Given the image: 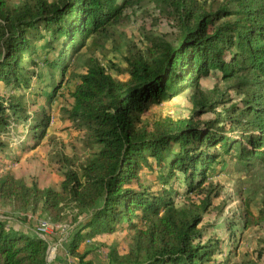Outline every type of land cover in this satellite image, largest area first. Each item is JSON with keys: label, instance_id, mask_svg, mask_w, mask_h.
<instances>
[{"label": "trees", "instance_id": "1", "mask_svg": "<svg viewBox=\"0 0 264 264\" xmlns=\"http://www.w3.org/2000/svg\"><path fill=\"white\" fill-rule=\"evenodd\" d=\"M126 2L26 0L14 7L0 0V84L23 94L37 89L51 104L62 84L41 87L44 68L52 77L64 75L69 58L92 35L104 36L126 19ZM159 2L176 37L152 35L146 51L130 48L127 80L90 59L73 92L69 118L83 143L95 150L82 173L69 167L61 189L0 175V203L42 210L55 221L70 205L79 210L83 218L63 240L78 257L76 264H90L85 261L90 250L81 249L84 241L117 229L133 230L135 241L132 252L117 257L118 264H231L218 257L222 240H204L198 228L220 196V188L206 181L225 154L247 167L264 163V0ZM212 74L227 86L203 90L201 79ZM187 89L191 117L141 123L150 104ZM22 98L0 95V161L15 158L13 148H36L49 132L51 113L29 112ZM210 111L215 118H194ZM20 125L25 138L16 140ZM144 170L151 185L143 181ZM179 175L183 192L198 194L199 204L175 203L182 191L171 180ZM52 239L0 217V264H48Z\"/></svg>", "mask_w": 264, "mask_h": 264}, {"label": "rangeland", "instance_id": "2", "mask_svg": "<svg viewBox=\"0 0 264 264\" xmlns=\"http://www.w3.org/2000/svg\"><path fill=\"white\" fill-rule=\"evenodd\" d=\"M24 1L26 0H8L14 7ZM118 1L123 3L124 0ZM212 1L207 0V3ZM124 14L126 19L112 24L104 36L95 39V35H92L86 45L69 58L64 75L56 72L52 77L53 74L48 68H44L45 77L40 83L41 87L48 88V85L57 80V84H62L51 104L40 98L37 89L23 94L22 90H8L0 84V95L23 96V102L26 103L29 112L47 108L52 115L47 136L34 149L17 151L13 148L14 150L10 152L15 154L13 155L15 158L0 161V175L12 173L30 185L37 183L40 188L61 189L65 172L69 167L82 173V165L95 150L83 143L81 134L73 127L69 112L74 105L73 92L81 81V75L86 72L89 60L96 59L116 79L127 80L129 73L126 57L129 56L130 48L146 51L149 36L166 34L173 40L177 35L173 21L163 15L159 0H130L126 2ZM41 44L36 42L37 50H41ZM39 52V57H43V52ZM215 86L225 88L227 85L215 74L201 79L203 90ZM191 94L192 90L187 89L173 98L150 104L141 114V123L151 124L166 118L177 120L191 117L193 114ZM230 95L234 100L239 99L234 90H230ZM221 111L222 107H219L218 112ZM194 118L203 121L215 118V113L210 111ZM25 130L24 126L20 125L15 131L14 139H24ZM224 159L225 162L219 163L206 181V184L212 182L220 188V196L214 199L213 205L204 213L198 228L203 232L204 240L213 236H218L222 240L219 258L228 260L231 264H264V163L258 162L247 167L230 154H225ZM141 174L144 183L151 185L152 180L147 176L146 170L141 171ZM179 177L181 175L177 180L176 177L171 180L173 186L182 191L174 196L175 203L199 204L198 194L192 192L186 195L183 192L182 180ZM157 188L153 185V189ZM63 214L62 220L55 221L48 218L42 210L17 209L11 204L0 203L1 218L33 232L38 231L39 222L46 219L53 225H63L67 229L66 232L62 233L59 228L54 229L52 238L55 239H52L50 244L68 239L72 229L83 218L82 215L79 216V210L71 205ZM134 245L133 230L117 229L111 234H98L87 239L82 243L81 249L90 250L85 258L90 264H118L117 257L128 255L134 249ZM77 258L74 257L75 261H78Z\"/></svg>", "mask_w": 264, "mask_h": 264}, {"label": "built area", "instance_id": "3", "mask_svg": "<svg viewBox=\"0 0 264 264\" xmlns=\"http://www.w3.org/2000/svg\"><path fill=\"white\" fill-rule=\"evenodd\" d=\"M56 228L61 229L62 233H65L67 230L64 228L63 225H61V224L53 225L46 219V220H42L41 222H39V227H38L37 232L40 235H42L43 237L47 238V236L53 234L54 229H56ZM55 246L57 247V244ZM51 248H52V246H51V244H49L50 251H51ZM65 258H66L67 264H76L74 257L72 256V254L69 252L68 249L65 250Z\"/></svg>", "mask_w": 264, "mask_h": 264}, {"label": "crops", "instance_id": "4", "mask_svg": "<svg viewBox=\"0 0 264 264\" xmlns=\"http://www.w3.org/2000/svg\"><path fill=\"white\" fill-rule=\"evenodd\" d=\"M57 244V247L54 245ZM52 248L51 251L48 249V264H66V258H65V250L67 247L66 242H53L51 244Z\"/></svg>", "mask_w": 264, "mask_h": 264}]
</instances>
